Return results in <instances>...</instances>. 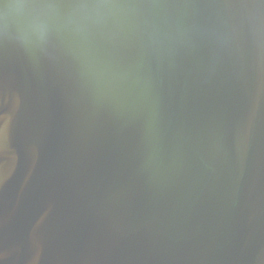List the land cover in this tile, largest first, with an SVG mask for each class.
<instances>
[{"label":"water","instance_id":"95a60500","mask_svg":"<svg viewBox=\"0 0 264 264\" xmlns=\"http://www.w3.org/2000/svg\"><path fill=\"white\" fill-rule=\"evenodd\" d=\"M154 97L0 41V264H264V63L183 53Z\"/></svg>","mask_w":264,"mask_h":264},{"label":"clouds","instance_id":"9594fccd","mask_svg":"<svg viewBox=\"0 0 264 264\" xmlns=\"http://www.w3.org/2000/svg\"><path fill=\"white\" fill-rule=\"evenodd\" d=\"M0 41L67 58L99 104L154 114L158 72L183 53L264 63V0H0Z\"/></svg>","mask_w":264,"mask_h":264}]
</instances>
